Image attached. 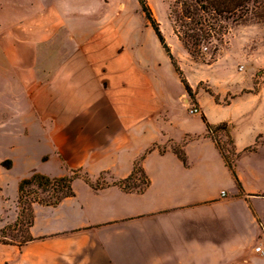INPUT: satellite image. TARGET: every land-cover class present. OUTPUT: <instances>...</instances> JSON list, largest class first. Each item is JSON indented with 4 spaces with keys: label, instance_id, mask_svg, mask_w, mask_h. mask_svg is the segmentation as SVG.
Listing matches in <instances>:
<instances>
[{
    "label": "crops",
    "instance_id": "0c3cea01",
    "mask_svg": "<svg viewBox=\"0 0 264 264\" xmlns=\"http://www.w3.org/2000/svg\"><path fill=\"white\" fill-rule=\"evenodd\" d=\"M41 14L44 25L30 20L1 32L12 42L11 57L0 59V95L9 88L13 121L32 135L20 143L21 178L80 169L111 183L97 189L80 176L57 205L35 203L30 239L0 240V264H264L256 251L264 245V90L234 97L229 109L210 98L212 115L201 109L212 124L235 121L240 188L201 115L188 112L181 77L138 13ZM251 28L263 30L264 22ZM169 141L184 142L186 162ZM142 155L150 184L133 191L113 184ZM15 218L0 219V230Z\"/></svg>",
    "mask_w": 264,
    "mask_h": 264
},
{
    "label": "rangeland",
    "instance_id": "374dc122",
    "mask_svg": "<svg viewBox=\"0 0 264 264\" xmlns=\"http://www.w3.org/2000/svg\"><path fill=\"white\" fill-rule=\"evenodd\" d=\"M147 3L159 22L162 33L180 68V62L183 61L190 71L191 79L195 82L192 93L189 94L186 91V97L189 99L187 104L189 113L191 107H197L199 113L196 115L202 117L205 114L201 113V109L205 107L208 113L212 115L207 102L210 98L220 103L223 108L229 109L231 107L227 106L234 97L251 91L264 90V28H262L263 30L257 29L258 31L251 28L252 24L264 22V5L250 14L241 24L231 29L225 38V44L221 46L216 55H212L213 48L210 45L208 48H204L205 60L208 62H202L195 60L190 55L173 31L171 8L176 4V0H147ZM58 10L80 13L95 11L98 15L108 11H133L142 17L145 25L151 26L139 0H0V59L11 57V36L10 33L1 34L3 27L27 25L30 20H32L31 24L44 25L46 18L41 13ZM34 15L37 16L31 18ZM125 20L134 19L125 18ZM34 21L38 23H34ZM175 50H179L180 53H175ZM184 75L186 77L185 73ZM4 77L9 81L11 80L10 65L5 68ZM1 81L0 68V91ZM235 105L237 104L234 103L233 106ZM14 106V100L8 88L3 96L0 95V119L1 117L5 119L4 127L2 128L0 125V165L9 162L10 159L15 160V165L11 169L0 167V219L4 220L14 216L15 212L17 218L20 214L18 185L23 179L21 177L24 174L25 162L19 149L20 143L32 136L28 131L19 129L14 123ZM222 123L226 124V129L231 134L235 121L229 120L213 125L218 126ZM200 136L192 135L190 138ZM211 137L223 148L231 149L225 129H214ZM169 144L173 149L182 151L181 143L169 141ZM79 173L81 176H89L81 170ZM91 183L103 186L106 183H111V180L107 174H102L95 181L91 180ZM129 186L135 190L141 189L144 186L143 177L138 175ZM41 193L45 196L48 195L49 191L42 190ZM23 206L27 207L25 204ZM17 218L0 230V240L24 242L30 238L29 212L26 210L23 213L22 220L18 221Z\"/></svg>",
    "mask_w": 264,
    "mask_h": 264
},
{
    "label": "trees",
    "instance_id": "16d2710c",
    "mask_svg": "<svg viewBox=\"0 0 264 264\" xmlns=\"http://www.w3.org/2000/svg\"><path fill=\"white\" fill-rule=\"evenodd\" d=\"M139 3L147 20L154 28L161 44L168 53L175 70L181 77L186 91L191 94L192 87L185 77L183 70L180 68L177 59L173 55L162 33L160 24L154 17L147 0H139ZM262 5H264V0H176V4L171 8L173 31L183 47L195 60L208 62L205 60L204 48H208V45H210V47L213 48L212 55H216L221 46L225 44V38L230 33L231 29L245 21L250 14L254 13V11ZM202 119L207 128L206 135L209 137H211V133L214 129H225L231 149L223 148L217 141L211 138L217 143L221 153L233 170L237 185L241 188V184L235 173V161L239 157V153L235 150L233 137L226 129V124L222 123L221 125L214 126L205 115L202 116ZM182 145H184V142L181 143V147ZM174 151L186 162V153L183 149L182 151L174 149ZM144 156L145 155H142L137 159L129 177L119 181H113V184L121 186L126 191H133L135 188L129 185H131V182H133L138 175H141L143 177L144 186L138 190H144L150 184V180L142 167V159ZM2 164L9 169L12 166V161L9 160V162ZM79 171V169H76L70 175L59 177H50L36 172L27 178H23L18 185V204L21 210L17 220H22L23 213L27 210L29 212V224L31 226L34 222L33 206L35 203L57 205L64 197L73 195L72 182L75 178L81 176ZM82 177L86 182L93 185L89 176ZM107 185H110V183H106L103 186L93 185V187L98 189ZM42 190L49 191L48 195L43 196V193H41ZM23 204L27 205V207H24Z\"/></svg>",
    "mask_w": 264,
    "mask_h": 264
},
{
    "label": "built area",
    "instance_id": "2783aa9c",
    "mask_svg": "<svg viewBox=\"0 0 264 264\" xmlns=\"http://www.w3.org/2000/svg\"><path fill=\"white\" fill-rule=\"evenodd\" d=\"M190 113L197 114V113H199V109L197 107H191ZM256 251L264 254V245L257 246Z\"/></svg>",
    "mask_w": 264,
    "mask_h": 264
}]
</instances>
